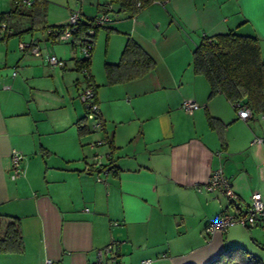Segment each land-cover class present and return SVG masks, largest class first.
Wrapping results in <instances>:
<instances>
[{
	"label": "crops",
	"instance_id": "crops-1",
	"mask_svg": "<svg viewBox=\"0 0 264 264\" xmlns=\"http://www.w3.org/2000/svg\"><path fill=\"white\" fill-rule=\"evenodd\" d=\"M102 3L70 0L63 16L45 25H64L76 7L89 17L101 14ZM157 4L173 13L174 24L157 12ZM20 7L14 0L8 6L0 0V24L12 33L0 41V235L16 217L22 239V251L0 252V264H42L46 259L89 264L95 251L112 240L120 244L121 264H209L233 247L230 236L239 226L208 238L203 230L223 213L242 212L253 193L264 199V112L250 110L244 121L222 94L209 98L206 79L193 72L191 54L201 37L233 31L255 37L264 59V0H168L134 17L119 14L107 27L104 65L117 64L131 38L156 66L139 78L109 85L103 66V76L94 71L93 46L87 76L102 121L95 132L94 121L77 123L86 117V106L73 98L87 87L83 72L76 70L83 59L80 47L72 48V38L55 40L47 29L25 32L39 27H29ZM16 18L25 23L17 27L11 23ZM185 29L202 31L200 40L186 39ZM14 35L18 43L36 45L40 56L9 51ZM170 37L176 39L174 46L165 44ZM50 52L64 64L49 66ZM42 73L52 75L50 83L32 81ZM32 89L56 92L62 106L55 115L45 117ZM185 99L197 104L192 114L180 107ZM207 116L216 119L214 127ZM12 150L22 155L15 180L10 178ZM94 156L108 164L107 174L100 173ZM217 169L240 206L205 189L208 175Z\"/></svg>",
	"mask_w": 264,
	"mask_h": 264
},
{
	"label": "trees",
	"instance_id": "trees-1",
	"mask_svg": "<svg viewBox=\"0 0 264 264\" xmlns=\"http://www.w3.org/2000/svg\"><path fill=\"white\" fill-rule=\"evenodd\" d=\"M165 1L168 0H103L101 5L103 13L111 11L134 17L151 5ZM42 7L41 3L34 0L33 5L28 9L27 16L34 22L35 18L40 16ZM64 26L44 25L42 28L59 30ZM91 27V24L84 22L73 29L72 48L84 41L86 32ZM100 27L111 31L107 26H94L92 27V39ZM33 29L35 28L31 27L25 32ZM154 65V60L133 39L128 38L118 63L104 65L107 84L116 85L139 78L151 71ZM191 66L195 74L206 79L209 85V98L220 93L232 105L239 103L249 108L251 112H264V59L261 58L259 43L255 37L242 36L233 31L203 36L191 54ZM89 67L90 57L76 64V70L80 72L84 70L88 72ZM85 79L86 85L95 91L91 76H86ZM85 118L79 119L77 123H83ZM207 121L209 126L214 127L216 119L207 116ZM78 129L82 132L85 126H79ZM21 251L19 219L13 217L6 225L4 233L0 235V252L19 253ZM231 263L264 264L255 257L249 256L246 250L238 247H227L209 264Z\"/></svg>",
	"mask_w": 264,
	"mask_h": 264
},
{
	"label": "built area",
	"instance_id": "built-area-1",
	"mask_svg": "<svg viewBox=\"0 0 264 264\" xmlns=\"http://www.w3.org/2000/svg\"><path fill=\"white\" fill-rule=\"evenodd\" d=\"M16 4L24 6L26 8H30L34 0H14ZM80 3L81 0H78ZM109 8H111L108 5ZM119 14L113 12H104L94 16H86L82 10L78 7L69 12L68 18L65 22V26L59 30L54 28H48L47 34L51 35L55 40L59 42H69L72 38V31L78 25L85 23L91 24L94 26H106L110 24L114 18H116ZM89 28L86 32V37L82 43H78V47H80L83 59H88L90 57V53L92 50V34L93 28ZM11 31L8 29L7 25L4 23L0 24V41L4 40L6 37L11 36ZM18 49L21 52H26L29 55L39 57L40 51L36 45H33L29 42H19ZM47 62L49 66L53 67L55 65H62L60 61H58L54 56H49L47 58ZM83 73L87 76V71L84 70ZM15 73H13L14 75ZM80 101L86 106V119L88 121H94L93 128H101L102 121L99 117V111L97 104L94 101V90L92 87L87 86L83 89L78 95ZM181 109L187 114H192L194 110L197 108V104L190 100L185 99L181 102ZM234 108L236 109V113L239 119L248 120L251 117L250 109L244 106H241L239 103L234 104ZM257 141V139H256ZM22 160V155L16 151L12 150L11 153V164L13 168V173L10 178L15 180L20 175V161ZM94 162L98 165L100 173L107 174L110 169L108 164H103L101 157L94 156ZM97 182H101L102 179L100 177L96 178ZM205 189L207 191H219L223 194L232 205L240 206L238 203L237 197L234 194L231 184L229 180L223 175L222 171L217 169L212 171L206 181H205ZM113 225H116L114 222ZM239 226L243 229H250L259 227L264 229V199H262L260 193H253L251 196V204L246 206V208L242 212H238L235 214L223 213L219 215L216 219H214L209 225H207L203 233L205 236L210 237L216 232H224L231 226ZM119 242L110 241L104 247L97 249L95 251V257L92 262L89 264H121L117 256ZM145 263H149V261H145ZM42 264H53L51 259H46Z\"/></svg>",
	"mask_w": 264,
	"mask_h": 264
},
{
	"label": "rangeland",
	"instance_id": "rangeland-1",
	"mask_svg": "<svg viewBox=\"0 0 264 264\" xmlns=\"http://www.w3.org/2000/svg\"><path fill=\"white\" fill-rule=\"evenodd\" d=\"M1 1L7 3V6H8L9 0H1ZM69 2H70V0L39 1V3H41V5L43 6L41 9L42 10L41 14L39 17L35 18L34 22L30 18H28L29 19V27L31 25L39 27L37 29H33L32 31L37 33V34H40L41 28L45 24H48V23L50 24L52 22V20H59V18L63 16V11L67 8V6L69 5ZM157 5L159 6V9H160L159 11L157 10V12H159V14L163 15V19L167 18L169 20L168 21L169 25L174 24L173 22H176V19H175L173 13L168 10L167 6H165V7L163 6L160 8V5L159 4H157ZM157 5H156V7H158ZM76 8H78V7H76ZM76 8H74V9H76ZM20 10L24 11L25 13L28 12V9H26L25 7H20ZM68 15H69V13H68ZM11 17H9V19ZM17 17H22V16H17ZM32 22H33V24H32ZM11 23L15 24L17 27L18 26L20 27L19 23H25V21L19 20L18 18H16V19H12ZM112 23L113 22H111L110 24H108L106 26L111 27ZM156 24H157V21L154 23V25H156ZM193 24H194V26H196L194 21H193ZM183 29H184V27H183ZM188 31H189V29H185L184 35L186 34V39H188V36H189V38L198 36V41L200 40L199 37H201L202 31H198V30H194L191 32L190 31L188 32ZM96 35H95L96 37L93 38V44L94 45H92V46L97 45V52L95 49H93V52L95 50V58L93 59L94 66H95L94 71H96V69H97V72H99V76L101 77V76H103L102 66L104 67V62H106V60H108V59H105L106 58L105 52H106V49L108 46L107 29H105L104 27L98 28ZM172 39L173 38L170 37V39L165 44H170V45L174 46L176 44V39L174 41H170ZM201 39H202V37H201ZM9 40L11 41V43L9 45V51L12 48H14L16 51H20L17 48L18 37L16 35H14V37H11ZM126 41H127V38H126ZM126 41H125V43H126ZM20 42H23V41H20ZM187 42H189V40H187ZM123 48H124V46H123ZM91 53H92V51H91ZM80 54H82V53L80 52ZM49 55L54 56L57 60H59L62 64H64V62L62 60L58 59L51 52L49 53ZM119 59H120V56L118 57V59H115L116 60L115 62H118ZM154 61H155V66H156V60H154ZM7 62L9 63L7 65L9 68L13 66V63H12L13 61L11 58H9L7 60ZM57 68L58 67H56L54 69H57ZM13 73H15V71ZM80 75L82 77V81L85 82L86 81V79H85L86 75L84 73H80ZM41 76H42V78H34L32 81L43 84V85L50 83L51 76H52L51 74L49 75L48 73H46V74L42 73ZM62 87L63 88L61 91H64L68 95L67 91L64 88L63 83H62ZM32 91H34V102H36V97H37V99L42 101L39 106L44 108L42 113L45 114L46 118H48L52 115H55L56 114L55 111H57L61 108V106H62L61 102L62 101L58 97H56V92H53V93H48L46 91L40 92L39 90H34V89H32ZM67 95H66V97H67ZM73 98H74V100L80 102V99L77 97V95L76 96L74 95ZM80 104H81V102H80ZM34 106L35 105L32 104V106H31L32 109L35 108ZM89 125L90 124L88 122V126ZM90 130H92V129H90ZM98 130H100V129H98ZM95 131H97V129L94 130V132ZM230 237L234 240L233 243H230V244H232L233 247L242 248V249L246 250V252L248 253L249 256L255 257L257 260L264 262V229H261L259 227L250 228V229H242L241 227H239V228L236 227L233 230V233ZM235 254L236 253H234V255Z\"/></svg>",
	"mask_w": 264,
	"mask_h": 264
}]
</instances>
